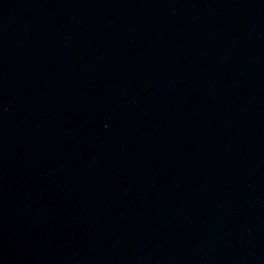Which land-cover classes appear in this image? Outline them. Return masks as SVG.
Segmentation results:
<instances>
[{
    "label": "water",
    "instance_id": "water-1",
    "mask_svg": "<svg viewBox=\"0 0 264 264\" xmlns=\"http://www.w3.org/2000/svg\"><path fill=\"white\" fill-rule=\"evenodd\" d=\"M0 264H264V0H0Z\"/></svg>",
    "mask_w": 264,
    "mask_h": 264
}]
</instances>
